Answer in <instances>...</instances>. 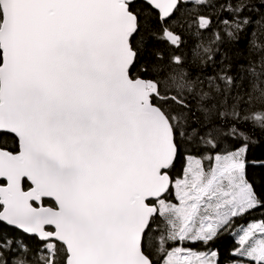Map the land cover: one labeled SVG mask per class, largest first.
<instances>
[{"label":"snow or ice","instance_id":"1","mask_svg":"<svg viewBox=\"0 0 264 264\" xmlns=\"http://www.w3.org/2000/svg\"><path fill=\"white\" fill-rule=\"evenodd\" d=\"M253 76L264 0H0V264H264Z\"/></svg>","mask_w":264,"mask_h":264},{"label":"trees","instance_id":"2","mask_svg":"<svg viewBox=\"0 0 264 264\" xmlns=\"http://www.w3.org/2000/svg\"><path fill=\"white\" fill-rule=\"evenodd\" d=\"M191 18V16H189ZM199 37L191 36L187 32L183 34V44L179 49L177 55H182L185 52V47L193 44H198L200 42ZM203 39L207 40V33H205ZM163 47V45H161ZM192 69H188L185 67H181L180 69L173 68V72L179 71H191ZM135 75V73H133ZM236 103H242L246 106L242 111L252 113V112H262L264 111V80H260L258 76H253L251 83L248 86L247 93L245 94L243 91L241 93V99L236 101ZM251 147L249 150V158H260L264 157V135L259 133V128L257 126L256 133L252 136L250 141ZM230 145L227 143L222 144V148H228ZM187 157L178 158L176 161V167L173 170V174L176 175L181 171L182 166L186 163ZM205 165H207V160L204 161ZM249 178L255 183L258 189L264 190V171L261 170H250ZM258 213L253 214L254 218ZM151 236L146 237V241L151 242ZM232 245L231 237L225 236L220 241H218V248L220 252H225V255L222 254L221 262L222 264H226L225 257L228 253L229 245Z\"/></svg>","mask_w":264,"mask_h":264},{"label":"rangeland","instance_id":"3","mask_svg":"<svg viewBox=\"0 0 264 264\" xmlns=\"http://www.w3.org/2000/svg\"><path fill=\"white\" fill-rule=\"evenodd\" d=\"M258 215H259V213H258ZM232 246H233V244H232V245L230 244L229 247H228V250H229ZM219 251H220V250H219ZM222 254L225 255V252H220V257L222 256Z\"/></svg>","mask_w":264,"mask_h":264}]
</instances>
